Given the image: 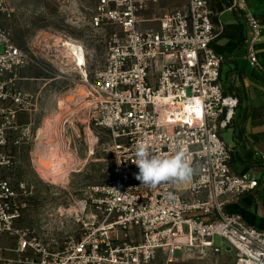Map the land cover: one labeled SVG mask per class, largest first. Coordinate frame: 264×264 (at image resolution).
<instances>
[{"label":"built area","instance_id":"1","mask_svg":"<svg viewBox=\"0 0 264 264\" xmlns=\"http://www.w3.org/2000/svg\"><path fill=\"white\" fill-rule=\"evenodd\" d=\"M227 1V10L244 21L247 59L262 70L256 51L264 39L262 22L246 0ZM160 2L98 0L91 34L105 39L107 53L97 71H91L94 54L75 41L85 56L75 70L85 87L79 100L92 107L90 127L107 138L103 150L112 164L111 180L93 189L85 234L63 251L51 252L17 229L30 194L25 183L16 188L3 173L13 160L5 151L6 131L13 129L8 125L36 113L39 98L20 86L26 81L21 71L37 65L38 54L18 45L2 26L14 10L0 0V239H17L19 255L9 259L8 249L0 247V264H151L162 249L195 250L212 264H225L230 255L231 264H264V230L231 210L259 181L233 169L235 150L223 139L239 106L237 98L225 94L221 68L226 59L214 49L224 26L214 23L210 0H187L163 14ZM23 127L16 132H29ZM179 142L195 169L190 181L151 187L135 178L137 145L170 156ZM251 149L264 165V153Z\"/></svg>","mask_w":264,"mask_h":264},{"label":"rangeland","instance_id":"2","mask_svg":"<svg viewBox=\"0 0 264 264\" xmlns=\"http://www.w3.org/2000/svg\"><path fill=\"white\" fill-rule=\"evenodd\" d=\"M8 1L14 13L2 26L18 45L38 54V64L21 71L26 81L20 86L38 96L39 106L36 113L23 114L8 125L13 129L6 131L5 151L13 160L3 173L16 188L25 183L30 194L17 229L37 238L51 252L63 251L67 243L85 234L93 212V189L111 180L112 164L103 150L107 138L103 131L90 127L92 107L79 100L84 87L60 43V39L85 43L94 54L92 72L105 65V39L95 38L90 28L98 0ZM59 102L66 106L60 108ZM20 126L29 132H16ZM223 139L227 145L232 143L230 130L223 133ZM17 140L21 146H15ZM58 158L60 171L53 175L50 166ZM221 242L216 239L217 245ZM0 247L8 249L5 257L19 258L17 239L4 237ZM231 261L232 255L225 264ZM151 264L212 263L195 250L171 253L162 249Z\"/></svg>","mask_w":264,"mask_h":264},{"label":"crops","instance_id":"3","mask_svg":"<svg viewBox=\"0 0 264 264\" xmlns=\"http://www.w3.org/2000/svg\"><path fill=\"white\" fill-rule=\"evenodd\" d=\"M246 1L264 28V0ZM210 2L214 23L224 26V33L215 41L214 49L226 59L221 68L225 94L239 100L234 125L229 129L232 143L228 146L235 150L232 166L237 173L250 172L259 181L258 187L231 210L240 214L247 224L264 230V165L251 149L264 153V39L256 47L261 70L253 67L246 57V27L242 17L227 10V0ZM186 4L187 0H161V14ZM21 77L25 79L22 74ZM243 135L248 137L247 142L242 140Z\"/></svg>","mask_w":264,"mask_h":264},{"label":"clouds","instance_id":"4","mask_svg":"<svg viewBox=\"0 0 264 264\" xmlns=\"http://www.w3.org/2000/svg\"><path fill=\"white\" fill-rule=\"evenodd\" d=\"M173 152L170 156L156 155L144 143L137 145L134 163L139 171L135 178L151 187L163 182L190 181L195 169L184 143L179 142Z\"/></svg>","mask_w":264,"mask_h":264},{"label":"bare ground","instance_id":"5","mask_svg":"<svg viewBox=\"0 0 264 264\" xmlns=\"http://www.w3.org/2000/svg\"><path fill=\"white\" fill-rule=\"evenodd\" d=\"M60 43L63 44L64 49L66 50V52L70 56V60H71L70 63L73 64L75 68L77 67V63H81V65H82L85 62L84 49L80 44L76 43L72 39L71 40L70 39H60ZM83 91H85V87H84ZM82 93H84V92H82ZM65 106L66 105L64 102H59L60 108H63ZM68 108L69 107L67 106V109ZM61 162H62L61 158H58V162L52 163V165L50 166L51 174L54 175L60 171V169H58L57 165Z\"/></svg>","mask_w":264,"mask_h":264},{"label":"snow or ice","instance_id":"6","mask_svg":"<svg viewBox=\"0 0 264 264\" xmlns=\"http://www.w3.org/2000/svg\"><path fill=\"white\" fill-rule=\"evenodd\" d=\"M82 62V61H81ZM193 111H199L198 109H192ZM190 122V121H189Z\"/></svg>","mask_w":264,"mask_h":264},{"label":"water","instance_id":"7","mask_svg":"<svg viewBox=\"0 0 264 264\" xmlns=\"http://www.w3.org/2000/svg\"><path fill=\"white\" fill-rule=\"evenodd\" d=\"M228 250H231L230 248Z\"/></svg>","mask_w":264,"mask_h":264}]
</instances>
